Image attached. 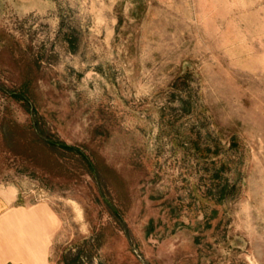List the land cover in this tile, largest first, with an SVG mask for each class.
Returning <instances> with one entry per match:
<instances>
[{
  "label": "rangeland",
  "instance_id": "rangeland-1",
  "mask_svg": "<svg viewBox=\"0 0 264 264\" xmlns=\"http://www.w3.org/2000/svg\"><path fill=\"white\" fill-rule=\"evenodd\" d=\"M0 184L45 264H264V0H0Z\"/></svg>",
  "mask_w": 264,
  "mask_h": 264
},
{
  "label": "crops",
  "instance_id": "crops-1",
  "mask_svg": "<svg viewBox=\"0 0 264 264\" xmlns=\"http://www.w3.org/2000/svg\"><path fill=\"white\" fill-rule=\"evenodd\" d=\"M16 188L0 184V264H45L52 217L39 204H17Z\"/></svg>",
  "mask_w": 264,
  "mask_h": 264
},
{
  "label": "trees",
  "instance_id": "trees-1",
  "mask_svg": "<svg viewBox=\"0 0 264 264\" xmlns=\"http://www.w3.org/2000/svg\"><path fill=\"white\" fill-rule=\"evenodd\" d=\"M66 148H67L68 150H72V151H73V149H74V148H72L71 146H66Z\"/></svg>",
  "mask_w": 264,
  "mask_h": 264
}]
</instances>
